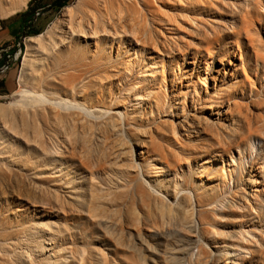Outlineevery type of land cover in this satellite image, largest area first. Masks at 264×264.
Wrapping results in <instances>:
<instances>
[{"label": "rangeland", "instance_id": "1", "mask_svg": "<svg viewBox=\"0 0 264 264\" xmlns=\"http://www.w3.org/2000/svg\"><path fill=\"white\" fill-rule=\"evenodd\" d=\"M17 1L6 0L3 12L19 6ZM69 10L76 25L99 17L108 28L123 18L121 49L116 44L102 57V51L92 48L84 81H115L110 88L113 109L120 103L129 109L124 138L137 145L152 133L150 155L168 162L171 173L158 182L147 176L154 190L143 180L145 185L130 184L115 166L117 139L108 138L109 146L93 148L82 160L85 165L76 163L77 171H59L60 184L75 189L78 202H94L92 217L46 223L36 239L0 219V264H20L21 254L37 259L39 243L48 260L30 264H264V0H32L0 20V106L9 108L19 100L15 95L30 43L59 23L56 39L66 38L71 26L63 19ZM147 69L174 89L153 95L152 109L144 111L138 105L145 101L137 100L142 81H149ZM55 78L66 81L67 73ZM122 81L125 85L119 87ZM214 81H219L217 89ZM196 90L201 102L193 105ZM223 95L226 106L219 108L216 100ZM212 106L210 127L193 137L181 129L180 119L207 114ZM4 147L13 157L15 150ZM2 167L0 176H23L43 194L45 183L27 167L0 160ZM89 172L95 174L92 179ZM184 188L196 191L201 202L200 237L194 232L193 203L179 206L175 200ZM106 191L108 201L101 198ZM56 196L53 192L54 203L71 207L68 199ZM104 209L108 215L101 218ZM13 246L19 250L12 251Z\"/></svg>", "mask_w": 264, "mask_h": 264}, {"label": "bare ground", "instance_id": "2", "mask_svg": "<svg viewBox=\"0 0 264 264\" xmlns=\"http://www.w3.org/2000/svg\"><path fill=\"white\" fill-rule=\"evenodd\" d=\"M5 1L0 0V20L21 12L32 0H21V2L18 0L19 6L4 13ZM72 14L73 11L69 10L68 15L63 19L65 24L71 26L69 33L65 35L66 38L58 41L56 39L61 25L59 23L54 26L50 34L30 43L32 52L25 61L20 91L15 95L19 100L12 102L9 108L0 106V160H5L7 165L13 167H27L33 178L45 183L43 194L40 195L32 189L30 184H26L25 177L2 172L0 176V219L3 225H15L27 230L32 239L40 237L39 227L46 223L52 225L58 222L68 223L72 218H82L86 214L92 217L95 209L94 202L92 204H89V201L78 202L79 193L69 188L72 190L70 192L65 189V184H60L59 171L69 172V169L77 171L76 163H85H82V160L89 158V152L93 148L106 149L109 146L108 138L117 139L116 147L113 149L114 157L117 159L115 166L118 174L125 177L130 184L136 181L143 183L141 181L143 180L153 189V184L146 180L147 176L158 182L168 178L171 173V166L168 162L150 155L152 133L137 145H134L136 143L133 140L124 138L128 132L127 112L129 109L121 107V103L118 104L117 109H113L110 88L113 87L115 81H102L99 78L84 81L90 72L86 59L88 56L92 58L90 52L92 48L97 52L102 51V57L104 52L110 55L116 44L119 46L118 50L121 49L122 40L119 39V35L124 33L121 30L123 29V18L118 17L116 22L110 23V27L106 28L99 17H93L86 24L76 25ZM107 33L109 37L104 41ZM108 46L110 48H107ZM207 53L210 54V52ZM34 71H38L37 77H34ZM60 72L67 73L66 81L56 80L55 75ZM145 73L149 81H142L144 87L137 100L138 103L145 101L138 105L143 106V110L144 108L145 110L152 109L153 95L156 98L158 94L172 92L174 89V86L169 88L168 81H156L155 78L158 75L153 71L150 72L147 69ZM214 82L215 89H217L219 81ZM124 85L125 82L122 81L119 87ZM223 97L224 95L217 98L215 106L219 108L226 106L222 101ZM200 102V94L196 90L192 104L196 105ZM135 108L132 107V110ZM208 109L207 114L205 112L202 113L204 115H197L196 112L192 118L180 119L181 129L189 131L193 137L198 130L210 127L214 122L212 116L208 114L212 115L214 109L213 106ZM229 109L232 111L231 104H229ZM216 115L222 116L220 111ZM5 144L15 150L13 157L5 152ZM3 168L0 169L3 171ZM89 174L91 179L95 176L91 172ZM102 174L107 177L108 171ZM101 182L104 185L103 181ZM13 184L14 187L11 186ZM140 187L143 190V185ZM53 192L57 195V200L68 199L71 207L68 209L60 201L54 203L51 198ZM101 198L108 201L110 192L106 191V195ZM175 200L179 206L184 201L193 203L192 217L197 228L194 232L200 237L202 225L198 216L201 202L198 201L197 192L184 188L177 194ZM99 215L101 218L108 215V210L104 209ZM93 221L99 225L103 224ZM10 249L19 250L17 246L10 247ZM44 250V244L39 243V255L36 256L38 258L30 259L21 254L20 264L48 260L42 254Z\"/></svg>", "mask_w": 264, "mask_h": 264}, {"label": "trees", "instance_id": "3", "mask_svg": "<svg viewBox=\"0 0 264 264\" xmlns=\"http://www.w3.org/2000/svg\"><path fill=\"white\" fill-rule=\"evenodd\" d=\"M65 4H59V8H64Z\"/></svg>", "mask_w": 264, "mask_h": 264}]
</instances>
